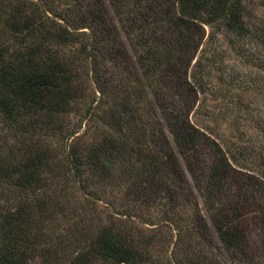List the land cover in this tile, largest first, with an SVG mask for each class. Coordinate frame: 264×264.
Wrapping results in <instances>:
<instances>
[{
    "label": "trees",
    "instance_id": "trees-1",
    "mask_svg": "<svg viewBox=\"0 0 264 264\" xmlns=\"http://www.w3.org/2000/svg\"><path fill=\"white\" fill-rule=\"evenodd\" d=\"M109 2L0 0V264H248L264 117L249 145L196 121L244 1Z\"/></svg>",
    "mask_w": 264,
    "mask_h": 264
},
{
    "label": "rangeland",
    "instance_id": "rangeland-1",
    "mask_svg": "<svg viewBox=\"0 0 264 264\" xmlns=\"http://www.w3.org/2000/svg\"><path fill=\"white\" fill-rule=\"evenodd\" d=\"M243 1L247 9L249 33L246 37L239 39L231 35H219L217 36L219 42L211 45L212 51L208 53V56L212 54L217 59L209 74L215 90L211 86L206 96L201 99L208 102L206 106L203 105L202 109H199L196 121L200 123V127L209 126L211 130L216 129L217 133L228 141L240 144L243 140L246 145H249L251 141H247L250 138L260 137V128L257 127L256 121L264 117V0ZM106 2L110 12L113 13V6L109 0ZM123 36L132 54L129 41L125 35ZM100 62L104 63V61ZM103 65L100 64V66ZM107 67L105 71L112 81L118 75L131 77V74L126 72L121 74L113 66L107 65ZM207 71L206 69V74ZM228 137H231L230 140ZM109 199L115 201L114 196H110ZM198 200L200 208L210 221L208 213L202 207L200 197ZM107 209L105 208L104 211ZM158 210L159 208L144 211L153 224L159 223L164 216L161 213L162 209L160 212ZM161 230L169 232L167 228ZM166 235L165 232L163 236L166 237ZM217 245L221 247L219 242ZM242 258L248 264H264V229L258 226L253 228L250 248ZM224 263L236 264L227 255H224Z\"/></svg>",
    "mask_w": 264,
    "mask_h": 264
}]
</instances>
